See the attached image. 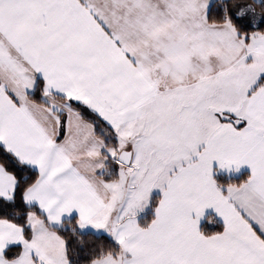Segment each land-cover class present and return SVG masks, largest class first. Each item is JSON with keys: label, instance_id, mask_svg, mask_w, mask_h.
Here are the masks:
<instances>
[{"label": "snow or ice", "instance_id": "1", "mask_svg": "<svg viewBox=\"0 0 264 264\" xmlns=\"http://www.w3.org/2000/svg\"><path fill=\"white\" fill-rule=\"evenodd\" d=\"M0 264H264V0H0Z\"/></svg>", "mask_w": 264, "mask_h": 264}, {"label": "crops", "instance_id": "2", "mask_svg": "<svg viewBox=\"0 0 264 264\" xmlns=\"http://www.w3.org/2000/svg\"><path fill=\"white\" fill-rule=\"evenodd\" d=\"M213 167H214V169L217 167V165H216V163L214 162V165H213ZM249 168H248V166L247 165H244V166H242L241 168H240V170L238 171V172H233V173H231V174H229V173H227V172H225L224 170H221V171H219V172H215L214 171V176L216 177V176H225V177H227V178H239V177H241L242 175H245V174H248L249 173ZM211 210H206V216H207V213L208 212H210ZM206 220V218L205 219H202L201 221H200V226L202 225V223L204 222Z\"/></svg>", "mask_w": 264, "mask_h": 264}, {"label": "trees", "instance_id": "3", "mask_svg": "<svg viewBox=\"0 0 264 264\" xmlns=\"http://www.w3.org/2000/svg\"><path fill=\"white\" fill-rule=\"evenodd\" d=\"M247 174L245 175H242L241 177L239 178H230L232 180H236V181H239L241 178H243L244 176H246ZM218 181H221V182H227L229 180V178L225 177V176H216L215 177ZM216 227H218V225H210L208 224V221L207 219L202 223L201 225V228L204 229V228H207V229H215Z\"/></svg>", "mask_w": 264, "mask_h": 264}, {"label": "rangeland", "instance_id": "4", "mask_svg": "<svg viewBox=\"0 0 264 264\" xmlns=\"http://www.w3.org/2000/svg\"><path fill=\"white\" fill-rule=\"evenodd\" d=\"M156 195H159V193L157 192Z\"/></svg>", "mask_w": 264, "mask_h": 264}]
</instances>
